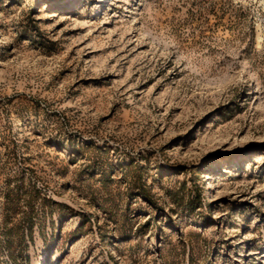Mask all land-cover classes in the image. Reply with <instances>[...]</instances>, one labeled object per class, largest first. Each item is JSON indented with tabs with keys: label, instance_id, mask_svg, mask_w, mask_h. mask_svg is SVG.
I'll use <instances>...</instances> for the list:
<instances>
[{
	"label": "rangeland",
	"instance_id": "rangeland-1",
	"mask_svg": "<svg viewBox=\"0 0 264 264\" xmlns=\"http://www.w3.org/2000/svg\"><path fill=\"white\" fill-rule=\"evenodd\" d=\"M0 264H264V0H0Z\"/></svg>",
	"mask_w": 264,
	"mask_h": 264
}]
</instances>
